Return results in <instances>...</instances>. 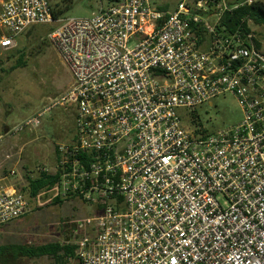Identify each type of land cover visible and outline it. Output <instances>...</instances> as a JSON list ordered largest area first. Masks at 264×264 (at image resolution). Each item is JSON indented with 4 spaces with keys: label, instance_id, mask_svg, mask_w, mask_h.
Here are the masks:
<instances>
[{
    "label": "built area",
    "instance_id": "built-area-1",
    "mask_svg": "<svg viewBox=\"0 0 264 264\" xmlns=\"http://www.w3.org/2000/svg\"><path fill=\"white\" fill-rule=\"evenodd\" d=\"M256 1L163 11L119 0L58 20L49 0L1 4L0 56L31 27L54 26L49 39L74 81L11 133H35L57 106L77 113L72 142L57 147L61 181L36 199L0 192V227L60 196L87 213L81 238L68 239L78 264H264V38L251 19L248 30L224 24ZM225 94L244 120L201 135L188 116Z\"/></svg>",
    "mask_w": 264,
    "mask_h": 264
},
{
    "label": "rangeland",
    "instance_id": "rangeland-1",
    "mask_svg": "<svg viewBox=\"0 0 264 264\" xmlns=\"http://www.w3.org/2000/svg\"><path fill=\"white\" fill-rule=\"evenodd\" d=\"M181 1L149 0V3L159 10L172 11ZM66 2L50 0L55 11L63 10L65 19L90 18L108 5L107 0H73L71 8L65 9ZM49 33V27L39 29L37 34L27 31L16 41L15 47L0 56V178L5 177L2 183H9L21 192L27 187L29 174L37 175L42 168L54 172L58 159L56 148L71 143L75 133L76 107L60 106L44 113L35 133H11L15 126L51 106L74 83ZM21 57L23 65L18 63ZM189 118H195L200 128L217 131L240 124L244 113L237 99L225 94L206 102ZM50 198L40 201L45 203L42 207L32 201L33 208L28 216L0 229V248L11 244L41 245L80 239L82 235L75 232L87 213L76 201L59 206ZM85 210L91 211L87 206ZM8 264L59 263L51 257H22ZM60 264H66V260Z\"/></svg>",
    "mask_w": 264,
    "mask_h": 264
},
{
    "label": "trees",
    "instance_id": "trees-1",
    "mask_svg": "<svg viewBox=\"0 0 264 264\" xmlns=\"http://www.w3.org/2000/svg\"><path fill=\"white\" fill-rule=\"evenodd\" d=\"M66 1L67 2H66L65 9H70L71 8L70 6L72 5L73 0H66ZM118 1L119 0H107L108 5L106 7L116 4L118 3ZM51 8H52V12H53V16L55 20L65 19L62 16L63 10L55 11L52 5H51ZM104 8H102L100 11H102ZM249 19H251L259 28H261L258 35L261 38H264V27H263L264 26V2L263 1L257 0L252 5H248V6L240 8L233 15L225 16L224 24L226 25L228 32H234L239 29L240 24H242L243 27L247 29ZM43 27H49L50 33L54 30V26L35 25L31 27L28 30V32L37 34L38 30ZM8 59H11V55L8 57ZM1 63H2V60H0V64ZM18 63L19 65L24 64V62L22 61V57L20 58ZM193 113H195V111ZM193 119L194 121H192V123L195 124V118ZM200 131H201L200 134L203 136L210 135L216 132V130L208 131L204 128L200 129ZM56 152H57V148H56ZM61 178L62 177H61L60 171L56 172L55 174L49 173V172H40L37 175L29 174V176L26 177L27 187L24 189V192L22 193L27 194L28 197L31 199H36L38 195H40V193L44 192L48 194L56 186V184H58L61 181ZM52 201L54 205L62 206L64 204V200L60 196H57ZM69 240L67 242H51V243H46V244H41V245H27V244L7 245L4 248H0V264H8L13 260L15 261L22 257H26L29 259H35V258H41V257H51L59 264L61 263V261H64V260H66V264H68V261L70 259L71 260L77 259V256H76L77 246L75 244L68 243Z\"/></svg>",
    "mask_w": 264,
    "mask_h": 264
},
{
    "label": "crops",
    "instance_id": "crops-1",
    "mask_svg": "<svg viewBox=\"0 0 264 264\" xmlns=\"http://www.w3.org/2000/svg\"><path fill=\"white\" fill-rule=\"evenodd\" d=\"M7 1H9V0H0V5L1 4H3V3H5V2H7ZM19 40V39H18ZM21 155V154H20ZM10 157V156H9ZM1 164V163H0ZM47 170V169H46ZM48 171V170H47ZM53 171V170H52ZM48 172H50V173H52L51 171H48ZM5 180V177L4 178H0V192H2V191H5V190H9V189H13L14 187L11 185V184H9V183H2L3 181ZM17 190V189H16ZM17 221V220H16ZM12 223H14V222H12ZM12 223H10V224H12ZM9 224H7V225H5V226H2V227H0V229H2L3 227H6V226H8ZM74 261V262H73ZM77 261V260H76ZM68 264H76L75 263V260H69V263ZM77 264H78V261H77Z\"/></svg>",
    "mask_w": 264,
    "mask_h": 264
}]
</instances>
